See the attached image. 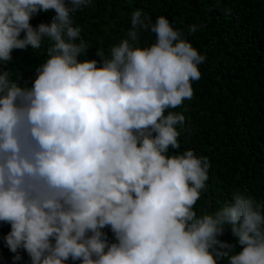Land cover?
Segmentation results:
<instances>
[{
  "label": "clouds",
  "instance_id": "9594fccd",
  "mask_svg": "<svg viewBox=\"0 0 264 264\" xmlns=\"http://www.w3.org/2000/svg\"><path fill=\"white\" fill-rule=\"evenodd\" d=\"M91 3L0 0V222L13 260L24 250L31 264H264V205L237 191L198 215L209 159L176 151L177 126L190 130L171 109L192 99L206 57L165 16L136 9L126 37L89 59L73 15ZM45 41L21 84L13 50ZM229 230L236 244L220 239Z\"/></svg>",
  "mask_w": 264,
  "mask_h": 264
},
{
  "label": "trees",
  "instance_id": "16d2710c",
  "mask_svg": "<svg viewBox=\"0 0 264 264\" xmlns=\"http://www.w3.org/2000/svg\"><path fill=\"white\" fill-rule=\"evenodd\" d=\"M136 9L153 22L165 16L206 57L198 66L201 78L192 82V99L171 109L186 115L190 130L189 134L177 126L181 147L176 151L192 150L210 163L207 190L194 211L212 213L237 191L264 205V0H92L73 15L88 44L89 59H98L97 48L108 55L126 37ZM53 15L52 10L41 12L30 23H50ZM193 24L198 26L195 33L189 32ZM154 40L150 31L141 33L142 46ZM47 44L13 50L7 67L19 73L21 84L27 81L31 86L35 69L46 59ZM9 231L10 225L0 222V264H31L24 250H19L22 260H13L15 254L4 240ZM103 231L115 242L110 228ZM220 239L236 244L230 230ZM68 264L79 261L70 259ZM218 264H228L227 258Z\"/></svg>",
  "mask_w": 264,
  "mask_h": 264
}]
</instances>
